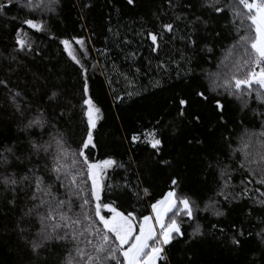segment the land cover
Wrapping results in <instances>:
<instances>
[{"label": "snow or ice", "instance_id": "snow-or-ice-1", "mask_svg": "<svg viewBox=\"0 0 264 264\" xmlns=\"http://www.w3.org/2000/svg\"><path fill=\"white\" fill-rule=\"evenodd\" d=\"M61 2L0 0V19L5 20L4 26L17 24L12 30L11 47L5 45L0 50V93L5 98L4 103L13 109L17 132L11 144L0 143V201L15 211L19 194L23 192L27 197L12 228L26 253L27 264H49L42 253L51 255L54 249L63 252L56 264H169L168 249L174 241L184 239L185 224L192 228L188 241L203 240L205 235L215 237L219 232L222 242L231 245L232 250L243 248L246 240L254 235L259 244L252 251H259V259L252 258L250 264H264V215L257 220L259 230L247 235L243 226L236 223L231 225L230 234L217 223H212L211 230L205 233L197 221L200 212L219 220L226 215L224 205L239 202H245L249 220L253 212L264 213V0H162L154 13L151 30L142 26V30L135 33L141 43L131 47L132 41H122L125 47H131L130 51L121 48L129 61V72L119 73L125 81L131 85L130 74H141V69L135 66L136 58L141 56L140 49L147 45L148 56L143 58L149 61V70L155 60L157 70H162L168 78L156 80L151 87L171 89L168 109L153 117L155 126L145 128L142 133L133 132L128 137L130 145L144 143L152 150L146 166L173 167L172 160L162 158V133L170 131L175 136L181 124L196 128L201 125L205 112L217 128H227L230 101H225V96L237 102L238 111L242 113L241 125L249 113L259 122L258 132L244 128L238 138V148H231V136L222 138L232 154H242L237 168H230L212 150L205 151L201 163L205 179L199 182L200 187L190 190L191 194L185 193L181 180L172 176L168 190L160 198H152L148 188L132 191L126 179L124 184L108 183L109 170L127 171L125 163L111 156L103 159L93 156L97 148L94 130L103 118V102L95 91L93 78L98 61L91 55L99 49L83 35L58 37L52 32L49 27L52 16L48 14L57 15ZM126 4L135 7L137 0H126ZM79 7L91 10L92 4L80 2ZM13 8L26 10L27 14L23 19L10 15ZM80 18L86 19L85 16ZM221 18L228 20L236 33L233 43L224 50L225 55L217 63L215 72L196 64L200 67L199 78L207 82V87H191L197 73L192 57L185 52L199 46L204 39L199 35L200 29L207 32L210 22ZM28 30L32 34H43L52 42L58 41L61 55L66 57V63L76 75L73 91H66L58 82V76L50 80L44 72L33 69L44 57L43 50L34 45ZM219 36L217 31L214 39ZM176 39L184 46L176 50L179 60L175 56L163 58L162 48ZM200 52H213L207 40ZM229 60L231 63H226ZM173 65L175 78L183 85L179 91L176 85L168 83L172 79ZM21 72L30 74L31 81L20 83ZM105 82L113 101L124 103L111 88V80ZM103 87L102 84L101 92ZM139 95L138 91L126 92L128 99ZM65 109H79L81 117L83 135L74 149L60 127V122L65 121ZM166 116H173V119L165 122ZM65 123L70 124L71 120ZM253 139L260 148L258 158L248 151ZM182 143L203 149L205 141L190 134L183 137ZM238 171L246 174L239 185H234L233 173ZM209 175L213 176V186H209ZM105 193L113 198L106 202ZM132 197L137 201L153 199L148 214L141 215L131 205L132 210H128L118 204V200H131Z\"/></svg>", "mask_w": 264, "mask_h": 264}, {"label": "trees", "instance_id": "trees-1", "mask_svg": "<svg viewBox=\"0 0 264 264\" xmlns=\"http://www.w3.org/2000/svg\"><path fill=\"white\" fill-rule=\"evenodd\" d=\"M80 2L91 3V10H82L79 7ZM161 3L162 0H137L136 6L131 7L126 4V0H112L111 4L108 3V0H62L57 10L58 14H48V16H52V19L49 20V27L56 36L83 35L86 39H91L92 46L95 49H99V52L93 51L91 55L94 61H98L93 78L96 81L95 91L103 102V118L94 130L97 148L94 150L93 156L97 159L111 156L125 163L127 168V171L125 169L109 170L107 182L113 185L124 184L126 179L132 191L148 188L152 198H160L162 193L168 190L169 178L172 176L181 180V186L185 193L191 194L190 190L198 189L200 187L199 182L205 179L201 170L205 151L212 150L230 168H237V162L243 159V156L240 152L232 154L228 144L222 138L231 136V148H238L240 147L238 138L245 127L253 132L259 131V122L253 120L251 113L244 118L243 125H241L242 113L238 111L237 102L225 96L223 99L230 101L227 104L229 112L227 128H217L215 122H210V118L205 112L201 125L196 128L185 127L184 124H181L175 136L170 131L162 133V139L164 140L162 158L172 160L173 167L169 168L163 165L146 166L145 162L152 150L144 143L130 145L128 137L133 132L139 131L142 133L145 128L155 126L153 117L157 113L168 109L171 89L167 86L163 90L151 87V83L156 80H167L168 78L164 76L162 70H157L155 60L151 62L152 67L149 70V61L143 58L148 56L147 45L140 49L141 56L136 58L137 63L135 66L141 69V74H130L131 85L125 81L119 73L129 72V61L125 59L121 48L130 51L131 47H136L141 43L135 33L140 32L142 26L151 30L154 13L157 12ZM26 14V10H20L19 8H13L10 13V15H19L21 19ZM81 16H85L86 19H81ZM47 18L45 16V19ZM4 24L5 20L0 19V50H3L5 45L11 47L13 43L12 30L17 26V24H9L5 27ZM226 25L227 27H225ZM84 28H87L88 31L83 32L82 29ZM109 28L112 29L111 32L108 31ZM180 28L186 31L183 25ZM28 31L34 45H39L43 50L44 57L39 64L33 65V69L44 72L50 80H55L58 76V82L63 85L64 89L68 92L73 91L77 83L76 75L72 67L66 63V57L61 55L58 41L52 42L43 34H32L31 30ZM183 31L180 34H183ZM217 31L220 32V36L214 39ZM229 32L232 33L231 36L228 35ZM199 35L204 38L201 40L200 45L185 52L186 56L192 57V66L196 68L197 73V77L192 79L191 87H207V82L199 78L200 67L215 72L217 63L224 57V50L233 43L232 37L236 33L232 31L229 21L221 18L218 21L210 22V28L207 32L200 29ZM124 39L133 42L131 47L123 45L122 41ZM165 39L168 40V37L166 36ZM204 40H207L212 46V53L200 52ZM183 47V43L179 39L171 41L162 48L161 56L163 58L175 56L179 60V53L176 50ZM101 53L103 54L101 55ZM197 63L200 67H196ZM226 63L230 64L231 60ZM221 71H224V69L221 68ZM170 74L172 79L168 83L176 85V90L179 91L183 85L175 78L174 65ZM106 79L111 80V88L116 95L124 99V103L113 101L105 82ZM13 80H16L15 76H13ZM24 80L30 82L31 75H24L21 72L20 83H23ZM102 84L104 86L103 92H101ZM145 89L147 90L145 91ZM128 91H138L140 95L128 99L126 96ZM4 99L3 94L0 93V143L11 144L17 135L16 117L13 109L4 103ZM173 116L164 117L165 122L171 121ZM69 119L71 123L66 124L65 121ZM80 119L79 109H65V121L60 122V127L69 137L68 142L73 149L77 147V143L83 135ZM190 134L197 135L205 141L203 149H201V146L187 147L183 145V137ZM217 149L222 151H217ZM248 151L253 157L258 158L260 148L255 139L251 141ZM177 156H179L178 160ZM256 166L252 165V167ZM244 174L246 173L242 171L234 172L233 184L239 185V181ZM208 180L209 186H213L214 179L212 175L208 176ZM237 190L239 189L237 188ZM104 195L106 202L113 198L111 194L105 193ZM128 195H131V192ZM19 196L20 199L17 201L15 211L10 210L0 201V264H27L26 253L22 251L19 241L12 231L15 218L20 214V208L25 205L27 200L25 193L21 192ZM152 202L153 199L151 198L137 201L135 197H132L131 200H118L121 208L132 210L131 205L141 215L148 214L150 211L148 206ZM223 207L226 210V215L219 218V220L207 213L200 212L197 214V221L201 224L205 233L211 230L212 223H217L218 227H223L225 232L229 234L231 225L234 223L242 225L246 235L249 232L254 234L259 230L260 225L257 220L264 213L253 212L252 218L249 220L246 217L245 202L232 203ZM183 227L185 231L184 239L179 242L174 241L168 249L169 264H250L252 258L259 259V251L255 253L252 251L259 244L254 235L246 240L243 248L232 250L231 245L222 242L223 237L219 232L216 233L215 237L205 235L203 240L198 239L193 243L187 240L192 228L188 224ZM62 254V249H54L51 255L42 253V258L48 259L49 264H56Z\"/></svg>", "mask_w": 264, "mask_h": 264}]
</instances>
